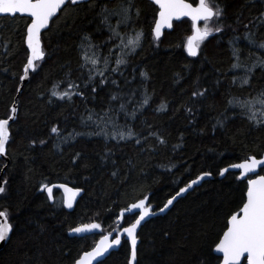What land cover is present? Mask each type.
Returning <instances> with one entry per match:
<instances>
[{"label": "trees", "instance_id": "1", "mask_svg": "<svg viewBox=\"0 0 264 264\" xmlns=\"http://www.w3.org/2000/svg\"><path fill=\"white\" fill-rule=\"evenodd\" d=\"M218 2L223 16L208 26L222 31L206 37L195 56L186 48L191 19L173 21L157 38L159 8L151 0H131L126 23L120 9L127 0L68 2L43 31L45 55L24 83L31 19L0 16V119L17 108L0 159V211L12 225L0 264H74L102 236L117 235L138 218L122 209L145 197L150 211L159 209L202 174L213 178L142 223L134 264H218L215 244L248 187L239 172L219 174L264 153V122L256 123L264 121V67L246 71L264 59V0ZM113 29L142 31L135 51L117 47ZM117 58L125 63L117 65ZM253 100L244 107L236 102ZM253 114L256 120L249 119ZM56 184L82 190L71 210L60 189L49 198L46 190ZM91 224L101 232L71 235ZM130 252L123 239L98 264H128Z\"/></svg>", "mask_w": 264, "mask_h": 264}, {"label": "snow or ice", "instance_id": "2", "mask_svg": "<svg viewBox=\"0 0 264 264\" xmlns=\"http://www.w3.org/2000/svg\"><path fill=\"white\" fill-rule=\"evenodd\" d=\"M73 4L77 0H71ZM66 0H0V14H11L16 13H26L29 14L31 23L27 24V37L26 43L28 49H30V54L27 56V63L24 65V76L21 77L23 80L25 76L28 75L29 69L35 70L37 65L34 61L40 60L44 57L45 53L41 47V30L45 29L51 18L55 16L58 10L65 5ZM154 3L159 6L158 18L155 20L154 34L157 38L161 35V29L165 25L168 27L172 26L173 17H190L192 21L193 35L187 38L186 48L190 55H197V50L200 47L201 42L205 40L212 32H221L222 27L216 26L215 28L209 27L208 22L215 19L219 21L222 16L224 9L218 0H199L198 4L194 7L192 3L187 2V0H154ZM132 7L131 0H127V4H122L120 12L123 15V22H127L131 19L130 9ZM136 15H139V9H136ZM203 19L205 21V26L201 29L198 26V21ZM113 34L120 39V44L116 45L121 47V50L128 49L129 51H135L139 46L140 40L143 36L142 31H136L135 35L120 34L113 29ZM260 47L264 49V43L260 44ZM234 55H237L234 50ZM86 60H91L92 65L99 63L97 59H92L91 57L85 56ZM238 59V56H237ZM125 63L122 58H117L116 64L120 65ZM105 67H107L108 60L104 59ZM257 66L264 67V59L258 58L253 62L251 67H246V71L251 73L253 69ZM233 67H239V65L234 64ZM117 69H113L116 71ZM99 71L101 77L104 76V72ZM92 75H95L93 73ZM146 75V74H145ZM243 83H248V77L245 76ZM103 83V79L101 80ZM69 87H73L69 84ZM82 94V93H81ZM202 93L193 92V96L201 95ZM53 95H59L61 97L69 95L65 93L53 92ZM264 96V93H261ZM240 103L241 107L246 105L252 106L255 101H236ZM147 103V100H145ZM229 103H234V101H229ZM259 103L264 105V99H260ZM15 112V108L12 109ZM264 115V112H262ZM249 119L256 120L255 115L249 116ZM8 120L0 119V153L5 152L6 142L8 140ZM264 121L256 120L257 124ZM53 132L57 129L53 128ZM120 138L123 139L125 134L120 133ZM126 135L131 136L133 133L129 131ZM261 163L255 157H249L243 163L238 165H233L232 167L242 169V175L252 172L257 165ZM225 170H221L223 174ZM197 179H200L199 177ZM195 184L196 181H192ZM44 187V186H42ZM67 189L66 185H63ZM188 187V186H186ZM186 188H181L176 196L185 192ZM3 186H0V193L4 192ZM49 193V198L51 199L52 188H47ZM68 191L79 192L80 189ZM173 196L171 199L164 204V207L159 209V211H164L169 205L173 203L176 199ZM144 199L139 200L137 203L130 205L126 209H122L121 213L132 212L134 209H140V214L135 222L131 223L128 227L123 228V232L127 234V237L131 241V252L128 264H134L137 259V235L136 230L141 221L144 220L146 216L150 214V205L145 204ZM68 207H72L71 197L65 200ZM242 214L233 213L227 220L226 230L223 232V236L219 239V243L215 244V252L222 253V261H218V264H238L240 258L243 254L247 253L248 264H264V176H258L256 179L248 180L247 187V198L243 203L242 208L239 209ZM0 242L6 241L9 238V233L12 231V225L7 222L8 213L6 211H0ZM119 219V217H118ZM100 226L98 224L82 225L80 227L70 229V231L81 233L88 229H96ZM121 243V237L116 236L114 240L109 242L108 236H102L101 242L92 249L91 252H85L83 256L75 261V264H92L94 258L101 257L112 245H119ZM203 264V262H201Z\"/></svg>", "mask_w": 264, "mask_h": 264}, {"label": "water", "instance_id": "3", "mask_svg": "<svg viewBox=\"0 0 264 264\" xmlns=\"http://www.w3.org/2000/svg\"><path fill=\"white\" fill-rule=\"evenodd\" d=\"M83 1H87V0H77L76 3H80V2H83ZM151 1L154 2V0H151ZM68 2H71V0H66V3H65V4H67ZM187 2H188V1H187ZM71 3H72V2H71ZM189 3H190V2H189ZM64 6H65V5H63V6L61 7V9H62ZM157 6H158V5H157ZM193 6L195 7L196 5H193ZM158 8H159V6H158ZM61 9H60V10H61ZM60 10L57 11V13L55 14V16H57V15L59 14ZM5 15L13 16V15H11V14H0V16H5ZM15 15H22V16H27V17H29V14H26V13H16ZM55 16H54V17H55ZM54 17L50 19L49 24H50V22L54 19ZM183 18H190V17H187V16H185V17H180V18L173 17L171 23H173V21H180V20H182ZM201 20H203V19H201ZM201 20H200V21H201ZM200 21H198V23H199ZM49 24H48V26H49ZM48 26H47L45 29H42V30H41V35H42L43 31L46 30V29L48 28ZM171 28H172V26H171V27H168L167 25H165L164 27H162L161 32L164 31V30H169V29H171ZM41 47H42V41H41ZM29 54H30V49H29ZM37 61H38V60H37ZM34 63H36V61H34ZM31 71H32V69H29V71H28V75L25 76L24 79L22 80L23 83L26 82V81L28 80V78H29V73H30ZM23 76H24V75H23ZM13 108H15V112L12 111V114H11L10 118L7 119V120L9 121V122H8V125H7L8 136H9V126H10V124L14 121V119L16 118V112H17L16 105H14ZM6 143H7V142H6ZM5 149H6V146H5ZM252 157H254V156H252ZM4 158H6V150H5L4 153H0V159H4ZM255 158H256L257 160H260L261 163H260L259 165H257L256 168H255L252 172H249V173H246V174L242 175V174H241L242 171H243L242 169H240V168H236V167H232L233 165H238V164L244 162V161H242V162H239V163H235V164L229 165V166H227L226 168H224L223 170H225V171L223 172V174L220 172V174H219V178H223L227 172H231V171H233V172H239V177H240V179H242V180H244V179L252 180V179H256L258 176H264L263 174H260V173H259V172H260V169L264 167V154H263L261 157H258V158L255 157ZM249 176H250V178H248ZM199 178H200V179L192 180V181H196L195 184L190 183V184L188 185V187H186V186L183 187V188H186L185 192L181 193L179 196H176V194H175L174 196H176V199L173 201V203H172L171 205H169L167 208H165L164 211H162V212L159 211V209L163 208L164 206L161 207V208H159V209L152 210V211L150 212V214H149L148 216H146V217L144 218V220L141 221L140 225H138L137 230H136V235H137V232H138L140 226L142 225V223H144L146 220H148V219H150V218H152V217H155V216H158V215H162V214H164V213L168 210V208H170V207H171V206H172V205H173V204H174L179 198H181L182 196H184L187 192L191 191L196 185H198L200 182H202V181L205 180V179H210V178H213V177H212V175H209V174H202V175L199 176ZM248 180H247V183H248ZM63 185H64V184H56V185H52V186H50V188H52V191H53L54 188H58V189H60V190L63 192V194H64V198H65V200H67L68 197H71V204H72V207H68L67 203H65V208L68 209V210H71V209L74 207V205L76 204L77 200L79 199V197L82 195L83 192H82L81 189H80L79 192H75V191H71V192H70V191H68V189L75 190L76 188H73V187H70V186H67V185H66V186H67V189H65L64 187H62ZM0 186H3V185L0 183ZM178 192H179V191H178ZM47 193H48V191H47ZM48 195H49V193H48ZM246 198H247V192H246ZM170 199H171V198H170ZM51 201H53V196H52V194H51ZM245 201H246V199H245ZM166 203H167V202H166ZM129 213H140V209H134L132 212H129ZM237 214H242V213L238 212ZM0 219H2V218H0ZM7 222H8V220H7ZM8 223H9V222H8ZM99 232H100V227H99V228H96V229H88V230H86V231H84V232H81V233H76V232H73V231H72V232H71V235H72V236L82 237V236L90 235V234H98ZM117 235H119V236L121 237V241H122L123 239L128 240V242H129V244H130V247H131V241H130V238L127 237V234L124 233L123 230H121ZM117 235H116V236H117ZM116 236H108V238H109V242H110L111 240H114V239L116 238ZM222 236H223V235H222ZM222 236H221V237H222ZM4 242H5V241L0 242V246H1V244L4 243ZM100 242H101V240H99V242H98L97 244H99ZM218 243H219V242H218ZM97 244H96V245H97ZM96 245H95L93 248H95ZM119 245H120V244H119ZM119 245H112L110 248H108V250H107V251H106L101 257H99V258H94L93 261H92V264H98L99 262L103 261L106 257H108V256L110 255L111 252L116 251V250L118 249ZM93 248H92V249H93ZM92 249H90V250H88V251H86V252H91ZM214 252H215V248H214ZM215 254H216L217 256H219V257H220V261H222V259H223V254H222V253H218V254H217L216 252H215ZM82 256H83V255H82ZM82 256H81V257H82ZM81 257H80V258H81ZM80 258H79V259H80ZM243 261H246V264H248V261H247V253H245V254H243V255L241 256L240 261L238 262V264H242ZM74 264H75V263H74Z\"/></svg>", "mask_w": 264, "mask_h": 264}, {"label": "bare ground", "instance_id": "4", "mask_svg": "<svg viewBox=\"0 0 264 264\" xmlns=\"http://www.w3.org/2000/svg\"><path fill=\"white\" fill-rule=\"evenodd\" d=\"M112 44H113V43H112ZM263 154H264V153H263ZM263 154H262V155H263ZM260 157H261V156H260Z\"/></svg>", "mask_w": 264, "mask_h": 264}]
</instances>
